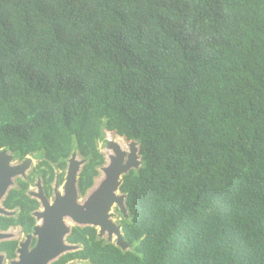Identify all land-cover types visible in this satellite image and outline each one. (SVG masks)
Wrapping results in <instances>:
<instances>
[{"label":"trees","instance_id":"16d2710c","mask_svg":"<svg viewBox=\"0 0 264 264\" xmlns=\"http://www.w3.org/2000/svg\"><path fill=\"white\" fill-rule=\"evenodd\" d=\"M107 134L138 146L122 178L123 251L74 227L52 264H264V0H0V150L40 159L2 202L29 234L39 202ZM18 243H0L7 259Z\"/></svg>","mask_w":264,"mask_h":264},{"label":"water","instance_id":"95a60500","mask_svg":"<svg viewBox=\"0 0 264 264\" xmlns=\"http://www.w3.org/2000/svg\"><path fill=\"white\" fill-rule=\"evenodd\" d=\"M138 148L130 146L129 153L123 152L116 146L115 157H110L103 168L104 177L93 186L83 199L79 198L77 188L78 175L83 162L77 161L73 155L68 161L63 193H57L50 203L43 195L40 183L39 194L35 197L41 205V212L34 215L42 220V225L34 228L37 236V245L28 253L26 245L19 251L20 261L11 264H50L63 253L74 250L76 247L65 243L66 237L71 232V227L65 219L70 218L78 226H90L99 229L100 235L107 234L108 239L116 236L119 248L127 247L122 229L111 221L110 211L115 205L124 212L126 195L119 191L122 178L130 170L138 169L141 165ZM32 158L27 157L23 162L14 164L11 155L6 150H0V203L5 199L16 178H25L26 171L30 168ZM11 216V211L0 208V216ZM8 233H0V240L6 239ZM30 238V237H29ZM4 261L0 254V264Z\"/></svg>","mask_w":264,"mask_h":264},{"label":"rangeland","instance_id":"374dc122","mask_svg":"<svg viewBox=\"0 0 264 264\" xmlns=\"http://www.w3.org/2000/svg\"><path fill=\"white\" fill-rule=\"evenodd\" d=\"M132 144H134L136 146V148H138L136 143L127 142V141L123 140L122 138L116 137V136H114L112 134H107L105 141L101 142L100 145H99L100 151L105 157V164H104L103 167L99 168V177L96 178L94 186L97 187L98 183H99L98 181L100 179H103V177H104L103 168L106 166L107 162L110 161V157H113V156L115 157L114 151H115L116 146L118 148H120L121 151L129 153L130 146ZM138 156H140V155L138 154ZM11 157H12V160H13L14 164H18L19 163L16 160H14V157L12 155H11ZM31 158H32L31 165H30V168L26 171V177L33 171V169L37 166V164L40 161V159H35V157H31ZM76 159H77V161L83 162V165L86 163L85 160L81 159L77 155H76ZM83 165L81 166V169H82ZM81 169H80V171H81ZM26 177L25 178H20V177L16 178L14 180V183H13L11 189H14V188L17 187V183H16L17 179L25 180ZM39 183H40V186L42 187V180L40 179V177H37L35 182L31 185V187L28 190V196L29 197L35 199V195L39 194V190L37 188L38 187L37 185ZM63 187H64V183L63 184H59L57 180L54 182V184L52 185L53 193H52V197L50 199L51 202L54 200V195H55L56 192H58L60 194L63 193ZM81 199H83V198H81ZM2 202L0 203V208H3ZM40 208H41V206H40ZM110 214H111L112 223H114L116 226L121 228V222L123 220L127 219V217H128V210L126 208V205H125L124 212L121 211L118 207H116L114 205L112 207L111 211H110ZM14 215H17V211H13V212L11 211V216H14ZM36 221H37V224H41V222H42L41 220H39V221L36 220ZM65 221H66V224L68 226H70L71 228H73V227H81L82 228L83 227V226H78L75 223H73L70 218H66ZM95 229L97 230V236H98L99 239H104L106 242L113 243V244H115L117 246V240H116L117 238H116L115 235H113L112 239L109 240L107 234L100 235L99 229H97V228H95ZM8 236L9 237L7 239H3V240H1V242L17 241L19 244H21V243L26 241V234H23L21 232L20 228H18V227L9 229ZM33 239H36V238L33 237L32 240ZM30 248H31V246H30ZM121 249L123 251H127L130 248L127 246V247H123ZM3 264H11V263H10L9 260L4 258ZM69 264H81V263H79V262H70Z\"/></svg>","mask_w":264,"mask_h":264},{"label":"flooded vegetation","instance_id":"af4514ba","mask_svg":"<svg viewBox=\"0 0 264 264\" xmlns=\"http://www.w3.org/2000/svg\"><path fill=\"white\" fill-rule=\"evenodd\" d=\"M38 186V185H37ZM38 188V187H37ZM42 192H43V195H44V197L50 202V203H52L51 201H50V199H51V197H52V195L50 196V197H47L46 195H45V191H44V189H43V185H42ZM79 192V191H78ZM88 192V191H87ZM52 193H53V191H52ZM58 193V192H57ZM87 194V193H86ZM85 194V195H86ZM55 196H56V193H55V195H54V199H55ZM85 196H80V194H79V198L81 199V198H84ZM33 199V198H32ZM35 200H37L38 201V199L35 197ZM39 202V201H38ZM3 206V205H2ZM40 202H39V209L37 210V211H35L33 214H32V216H33V218L35 219V226H34V228L35 227H37V226H41L42 225V222H41V224H37V221L36 220H38L36 217H35V213L36 212H41L42 211V207L40 208ZM4 208V207H3ZM9 211V210H8ZM13 212V211H12ZM4 217V216H3ZM9 217V216H8ZM39 221V220H38ZM42 221V220H41ZM18 228H20V227H18ZM34 228H33V230H32V232L31 233H29V234H26V241L25 242H23V243H21V244H19L17 241V243H18V245H17V248H16V251H15V254H16V257L14 258V259H7V256H6V253H4V252H1L0 251V254L1 255H3V257L4 258H6L7 260H9L10 261V263H12L13 261H17V262H19L20 261V256H21V254L19 253V251L21 250H23L24 249V246L26 245V251L29 253L36 245H37V241H38V239H37V236H35L34 235ZM74 228V227H73ZM9 229H11V228H9ZM9 229L7 230V231H1L0 230V233H8V231H9ZM20 230H21V232H22V229L20 228ZM71 230H72V228H71ZM23 233V232H22ZM71 233V232H70ZM23 234H25V233H23ZM69 236V235H68ZM67 236V237H68ZM9 237V236H8ZM7 237V238H8ZM30 237V238H29ZM36 238V239H33L32 240V238ZM67 237H66V239H67ZM6 238V239H7ZM32 241V242H31ZM5 242H9V241H5ZM0 243H3V242H1V240H0ZM65 243L67 244V245H70V246H74V247H76L74 250H70V251H67V252H65V253H63L60 257H62V256H64L65 254H67V253H72V252H75V251H77L78 250V248H79V246L78 245H73V244H69L68 242H67V240H65ZM30 246H31V248H30ZM60 257H58V259L60 258ZM58 259H56L55 261H53V262H51L50 264H52V263H54V262H56ZM70 262H79V263H81V264H83V262L82 261H70ZM69 262V263H70ZM69 263H67V264H69ZM2 264H3V262H2Z\"/></svg>","mask_w":264,"mask_h":264}]
</instances>
